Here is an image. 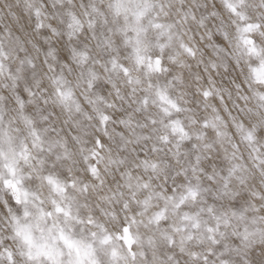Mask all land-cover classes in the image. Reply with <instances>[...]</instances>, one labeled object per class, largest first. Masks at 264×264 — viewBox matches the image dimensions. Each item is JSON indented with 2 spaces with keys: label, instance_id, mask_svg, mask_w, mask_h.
Masks as SVG:
<instances>
[{
  "label": "snow or ice",
  "instance_id": "1",
  "mask_svg": "<svg viewBox=\"0 0 264 264\" xmlns=\"http://www.w3.org/2000/svg\"><path fill=\"white\" fill-rule=\"evenodd\" d=\"M221 5L226 15L214 2L209 5L201 0L191 4L186 0H108L106 13L97 0L78 6L75 0H53L51 7L58 10L49 15L47 5L25 0L37 20L36 30L45 33L42 44H32L38 53L43 51V57L37 63L30 54L17 55L18 66L13 70L7 61L14 52L0 41V77L12 82V110L27 132V139L17 142L12 133L21 129H14L11 121L4 126L8 110L0 107V189L7 194L0 197V264H209L212 256L239 250L234 249L227 229L233 218L245 219L244 213L225 202L240 196L232 180L246 183L248 166L240 163L244 160L243 154L237 155L240 146L224 130L227 122L220 110L211 105L215 115L198 121L200 101L195 98L199 95L207 100L215 95L223 103V93H232L217 87L211 75L208 85L200 86L204 77L193 72L184 57L197 61L206 73L209 68L217 74L221 69L228 72L230 67L243 73L246 67L248 86L264 85V0H221ZM77 7L83 11L77 12ZM197 9L204 11L198 15ZM212 19L216 23L210 29ZM199 29L205 31L198 34ZM48 33L63 39L52 43ZM15 40L16 51L27 53L24 41ZM199 42L205 43L201 46ZM206 49H211L214 59H203ZM129 63L142 71L143 78L132 75ZM169 64L182 71L166 84L153 83V76L171 71ZM114 77H123L130 89L135 101L131 112L107 99L113 94L126 99ZM22 80L23 92L31 100L16 90ZM231 83L241 90V82L233 78ZM178 85L190 91L172 95L170 89ZM49 86L57 103L85 119L92 117L77 98V87L87 90V104H103L123 113L113 115L94 107L109 140H113L109 131L113 123L131 133V137L122 131L115 133L119 137L115 155L112 147L107 149L105 172L127 166L120 172L122 185L113 179V188L101 172L102 139L97 137L96 150L82 157L92 163L81 176L73 149L63 140L46 138L55 129H41L25 112L26 103L36 104L37 97L49 103ZM137 92L143 95L137 98ZM253 94L264 109V92L254 90ZM185 96L192 99H182ZM40 119L48 117L41 115ZM185 119L199 123L201 129L212 128L233 149L225 153L231 164L228 175L220 177L223 183L216 203L208 202L205 194L212 189L201 180V176L210 182L217 179L215 143L206 142V131H190ZM231 119L255 153L256 168L264 172V154L256 147L264 135V121L245 128L236 117ZM72 139L81 143L79 136ZM181 162L184 166L177 167ZM231 235L245 246L264 242L259 229H245L242 234L233 230ZM205 244L210 246L205 249ZM221 246L223 250L217 251ZM219 264L230 262L219 259Z\"/></svg>",
  "mask_w": 264,
  "mask_h": 264
},
{
  "label": "clouds",
  "instance_id": "2",
  "mask_svg": "<svg viewBox=\"0 0 264 264\" xmlns=\"http://www.w3.org/2000/svg\"><path fill=\"white\" fill-rule=\"evenodd\" d=\"M91 0H75L76 5L78 6L81 3L87 5ZM100 6L107 13V3L108 0H97ZM192 0H186V4H191ZM202 3L206 2L209 5H212L214 2L218 10L224 13L223 7L221 5V0H201ZM33 3L39 5L44 4L47 5L46 11L51 15L52 13L57 12L58 9L52 8L53 0H33ZM77 12H82L83 9L79 7L76 8ZM198 15L200 12H203V9L196 10ZM264 11V10H262ZM109 20L111 21L112 17L109 15ZM86 19V18H85ZM47 22V21H46ZM37 20L32 12L26 8L25 0H0V41L4 43L6 49H12L14 52L13 57L7 61L15 70L18 66V61L16 56L18 55L20 58H23L25 55L30 54L39 63L40 59L43 57V51L37 52L33 47V43L42 44L41 37L45 34L43 31H37L35 25ZM52 23H56L52 21ZM216 21L215 19L208 21V27L211 29L214 27ZM183 30V29H181ZM204 29H199L198 34L204 32ZM9 32H11V37H9ZM50 36V40L52 43H56L58 39H63V37L57 38L55 36ZM19 37L24 41V47L27 48L28 52H17V43L15 38ZM187 40V36L185 37ZM66 42V41H65ZM201 46L205 42H199ZM206 55L203 57L205 61L208 59H214L212 56L211 49H206ZM66 54V53H61ZM184 59L192 64V71L199 72L204 79L199 82L200 86H207V76L211 75L217 82V87L226 88L231 91L232 95L229 96L228 92L225 91L224 102L221 103L218 97L213 95L211 98L205 100L203 97L196 95V99L200 101L197 107V120L199 121L202 117H212L215 115L213 113L211 105H215L220 110V115H222L227 122V128L224 129L227 133H229L231 137V141L240 146V151L237 155L243 154L244 160L240 161V163H246L248 166L247 171L244 173V176L247 179L246 183H240L237 178H233L232 187L234 190L240 193V196L235 200L226 201L225 203H230L232 207H234L238 212H243L245 219H237L233 218L232 227L228 228L227 231L229 233V240L233 244L234 249L224 257L212 256L210 257L209 264H212L215 261V264H219V259H226L230 262V264H264V242L257 243L252 246H245L242 240L238 236H232L231 233L233 230L238 233H244L245 229H248L250 232H254L259 229L261 232H264V172L260 169L256 168V162L252 159L255 156V153L252 152L251 148L248 146V143L241 138V133L237 131L236 127L232 123L231 117H236L237 122H242L245 128H251L253 125L264 121V109H261L258 106V101L254 96V90L264 92V85L252 84L251 87L248 85L251 83L250 80H245V76H247V68L244 65V72H239V69L235 67H230L228 72H224L222 69L219 74L215 70L209 68V71L206 73L203 71V66L197 67V61H192L187 57ZM171 69L170 72L165 73L164 75L153 76V83L166 84L172 77L178 72L182 71L178 69L175 65H168ZM129 68L131 69L132 75L143 78L142 71L138 70L129 63ZM103 72V69H100ZM185 75L188 73L186 70ZM106 75V74H105ZM235 78L237 82L242 83L241 90H237L234 85L231 83V80ZM116 79L117 84L121 90V94L126 96V99L120 100L114 94L109 95L107 97L109 102L115 103L118 107L125 109L127 112H131L135 107V101L132 98L130 89L123 77H114ZM9 84V87H5V84ZM11 81H8L6 77H0V107L6 108L8 110V116L5 119L4 126L7 127L9 121H11L13 128H20L21 132L13 131V135L17 138V142L20 139H27V132L23 129V124L17 117L16 111L13 109L12 104V93L13 89L11 87ZM189 84H193V81L189 80ZM25 82L22 80L18 84V88L16 89L22 95L27 97V94L23 92ZM190 91V89H183L181 86H177L176 88L170 89V92L174 96H180V91ZM87 94V90L84 87L76 88V96L81 101V104L85 111L92 117V119H85L82 114L77 113L75 111L69 113L67 109L61 106L59 103L55 101V97L52 94V89L49 86V96L47 97L49 100L48 104H44L43 100L39 97L36 98V104H27L25 106V112L32 116L35 124L41 129H55V131H49L46 133V138H50L52 140H63L65 141L74 151L75 159L79 163V168L81 169L79 175L84 176V169L88 163H92V161H84L82 157L86 155L91 150H96L95 139L99 137L103 140L105 144V149L102 151V155L105 157L104 161L99 164L101 172L105 175V178L108 181V184L115 188V184L113 183V179L118 180L121 185L123 184V179L120 176L121 171H126L127 166L121 169H112L109 168L108 172H105V168L107 166V158L109 157L108 148L112 147L113 155L116 152V144L119 142V137L115 136L116 132H124L125 135L131 137V133L128 132L127 129L123 128L119 123H113L109 125V131L113 135V140H109L108 136L104 134V129L102 123L97 119V113L94 111V107H98L101 111H108L113 115H123V113H116L114 109H107L103 104L99 105H89L84 100V96ZM137 98L143 93L137 92ZM241 96H246L247 100L241 99ZM6 98V100L4 99ZM28 100H31V97H27ZM182 99H192L191 96H185ZM131 104V107L129 105ZM204 104L209 105L207 109L203 107ZM225 105H227V110H225ZM251 110V111H249ZM229 112L231 115H229ZM41 115L47 116V120H41ZM181 118H184V114H181ZM185 124L189 128L190 131H206L207 132V141L206 142H214L215 143V152L214 158L219 165L217 169H215V174L217 179L214 182H210L206 179L205 176H201V180L204 185L210 187L212 189L211 192L206 193L205 196L208 202L216 203L215 197L218 194V190L223 181L220 177L228 175V168L230 167L231 162L226 160L225 153H231L233 151L231 145L229 143L221 142L217 137L215 130L212 128L201 129L199 123L193 125L191 121L185 119ZM264 126V125H262ZM74 136H79L81 138V143L76 144L73 141ZM203 143V142H199ZM131 147V146H130ZM261 150V153L264 154V135H262L256 145ZM83 148L84 151L80 149ZM58 151L60 149H57ZM123 155L127 156L128 153H124ZM155 159L159 160L160 157L158 155L154 156ZM188 157H185L187 160ZM175 164V161H173ZM183 162L177 167H183ZM23 167V164H21ZM27 172V169H25ZM113 173L115 175H113ZM87 178V177H85ZM127 191V189H124ZM7 194L0 189V197H6ZM11 203L10 197H8ZM205 218H207V214H205ZM253 220H256L257 223H253ZM211 222V221H210ZM210 245L205 244L204 248L207 249ZM222 246L217 250L221 251Z\"/></svg>",
  "mask_w": 264,
  "mask_h": 264
}]
</instances>
